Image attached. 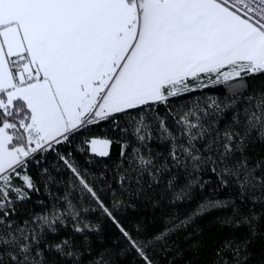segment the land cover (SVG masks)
I'll list each match as a JSON object with an SVG mask.
<instances>
[{
    "label": "snow or ice",
    "instance_id": "snow-or-ice-1",
    "mask_svg": "<svg viewBox=\"0 0 264 264\" xmlns=\"http://www.w3.org/2000/svg\"><path fill=\"white\" fill-rule=\"evenodd\" d=\"M257 242L264 0H0V264H264Z\"/></svg>",
    "mask_w": 264,
    "mask_h": 264
},
{
    "label": "trees",
    "instance_id": "trees-1",
    "mask_svg": "<svg viewBox=\"0 0 264 264\" xmlns=\"http://www.w3.org/2000/svg\"><path fill=\"white\" fill-rule=\"evenodd\" d=\"M219 91L222 92L223 90L221 89ZM132 215L134 216L135 214H132ZM157 215H159L158 210H157ZM216 215H217L216 212H212L209 215L202 218L200 221H198L200 223V225L205 228L204 239L209 241V242L211 241L213 236H218L220 238H223V237H226L229 235V232L227 229H224L223 231H221L219 229V226L215 225L214 221H215ZM148 219H150V216H148ZM162 227H163V223L160 222V223H157L153 226V230H159ZM107 234L111 235L110 231ZM174 239H175V237H174ZM181 243L183 244L182 240H181ZM262 245H264V242H257L253 247L257 252H259ZM206 259H207V257L202 254L201 264H203V261H205Z\"/></svg>",
    "mask_w": 264,
    "mask_h": 264
}]
</instances>
